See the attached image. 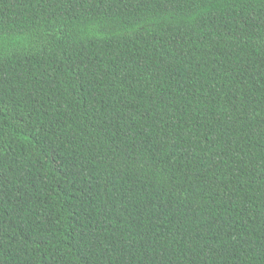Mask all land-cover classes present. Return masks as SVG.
<instances>
[{
  "label": "trees",
  "instance_id": "trees-1",
  "mask_svg": "<svg viewBox=\"0 0 264 264\" xmlns=\"http://www.w3.org/2000/svg\"><path fill=\"white\" fill-rule=\"evenodd\" d=\"M0 264H264V0H0Z\"/></svg>",
  "mask_w": 264,
  "mask_h": 264
}]
</instances>
